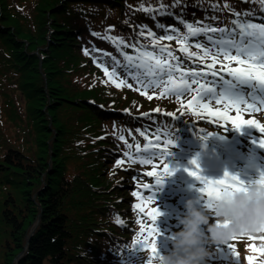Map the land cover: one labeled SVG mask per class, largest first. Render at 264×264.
<instances>
[{
  "label": "trees",
  "instance_id": "trees-1",
  "mask_svg": "<svg viewBox=\"0 0 264 264\" xmlns=\"http://www.w3.org/2000/svg\"><path fill=\"white\" fill-rule=\"evenodd\" d=\"M234 12L264 18L259 0H0V264H153L132 243L150 227L133 207L136 146L165 133L196 138L185 122L207 124L183 103L117 87L104 69L125 70L132 45L152 50L148 30L165 34L158 24L231 30ZM160 44L180 66L193 59L175 38ZM166 243L155 237L168 253Z\"/></svg>",
  "mask_w": 264,
  "mask_h": 264
},
{
  "label": "snow or ice",
  "instance_id": "snow-or-ice-1",
  "mask_svg": "<svg viewBox=\"0 0 264 264\" xmlns=\"http://www.w3.org/2000/svg\"><path fill=\"white\" fill-rule=\"evenodd\" d=\"M259 2L262 10H264V0H259ZM175 3L178 4L179 0H175ZM212 7L215 9L216 5ZM225 7H228V5L226 4ZM141 8L145 12L153 11L151 8L143 6ZM164 8L165 6L161 5L162 14ZM234 15L236 18L231 21L233 26L231 30L227 28H216L209 24L196 26L193 23L186 22L183 18L178 19L179 23L186 29L184 33H180L176 27L166 29L164 25L158 24L157 27L164 29L165 34L157 38L154 32L150 29L148 30V37H152V50H148L142 46L132 45L136 51L135 56L123 53L124 59L127 61L125 71L145 89L149 87H161L163 90L162 94L175 95L177 99L186 92H194L195 94L189 103V107L194 110L207 112L209 116L215 117L218 120L230 121L232 126L237 129L241 126L249 125L264 132V126L258 124L256 120L241 119L239 115L242 105H247L249 109H255L257 101L264 104V23L258 24L246 19L250 13H244L243 18L240 13L234 12ZM172 33H175V36ZM143 34V31H141L140 35ZM200 34H204L207 37L211 47L197 42L194 46L200 51H190L189 49L192 45L188 43L189 37H197ZM93 35L99 34L93 33ZM237 36L239 37L238 39L236 38ZM105 38L117 43L118 47L119 44L123 43L122 39L118 40L110 36H106ZM174 38L180 45V51L186 53L188 58L198 57L201 63L206 59H210L211 63L207 65L208 71L191 70L187 73L184 72L181 69L177 57L173 55V52L167 46L160 44L162 40H172ZM84 51L85 55L89 54L88 49ZM220 57H222V60L219 59ZM217 63L221 64L219 71L215 69ZM233 63H235L236 67L232 66ZM104 71L110 78L115 75V71L109 73L107 68ZM177 73H179L178 76L176 75ZM220 73H225L228 78H225V75ZM209 75L211 79H208ZM165 77H167L166 80ZM123 83L124 81H121L116 86L120 87ZM192 85H196V87L193 88ZM245 87L249 91L245 92ZM249 99H251L252 103H248ZM206 100H215L217 104L223 103L224 111H212L209 104L204 102ZM229 109H235L237 115L235 117L228 115ZM169 115L171 114L169 113ZM140 134L145 136L144 132ZM165 136H167V133H165ZM120 139L123 140L124 137L121 136ZM145 140H147L146 136ZM259 143L264 147V140H260ZM172 144V139H165L164 147L161 148L159 137L155 141L144 143L143 148L137 144L136 154L138 162L142 165H152L155 168L156 165L153 164V160L159 158L163 165V175H170L169 168L163 161L168 153L169 146ZM125 155L128 156L129 153L126 152ZM191 163L194 166L196 165L195 160L191 161ZM116 164L120 165L121 160H116ZM189 175L200 181L202 187L199 191L202 194L203 206L210 212L213 209L215 201L231 196L235 192L246 193L249 190V186L241 182L238 177L229 175L228 173H225L220 179L212 180L200 176L199 168L196 166L195 170H189ZM147 176H154L156 178L155 184L161 182L160 173L158 172L150 171L147 173ZM253 184L264 188V173ZM151 187L149 184L143 185L145 189H150ZM132 195L143 201V197H141L139 192H133ZM147 201H152L151 195L147 197ZM133 207L141 213L145 211L142 203L136 204ZM158 215L159 212L156 208H151L147 211V216L153 225ZM117 223H120V221L118 220ZM136 223L141 224V221L137 219ZM258 233L262 234L260 239L264 240V228L260 229ZM156 235L157 230L154 226L148 227L145 234V228L141 224L140 232L137 233V236L142 238L134 239L132 242L133 244H142L151 253L149 257L150 262L157 257L155 245ZM236 238L234 237L233 239ZM248 238L255 239L256 237L254 235H248ZM228 247L232 251L233 246L228 245ZM253 250L264 251V249ZM232 253L235 255L233 251ZM247 259L251 262L252 257L249 256Z\"/></svg>",
  "mask_w": 264,
  "mask_h": 264
},
{
  "label": "clouds",
  "instance_id": "clouds-1",
  "mask_svg": "<svg viewBox=\"0 0 264 264\" xmlns=\"http://www.w3.org/2000/svg\"><path fill=\"white\" fill-rule=\"evenodd\" d=\"M194 205L193 200L185 202V215L179 221L182 227L173 233L171 251L158 254L153 264H206L207 245L224 244L264 228V188L255 184L246 193L235 192L215 201L211 212Z\"/></svg>",
  "mask_w": 264,
  "mask_h": 264
},
{
  "label": "rangeland",
  "instance_id": "rangeland-1",
  "mask_svg": "<svg viewBox=\"0 0 264 264\" xmlns=\"http://www.w3.org/2000/svg\"><path fill=\"white\" fill-rule=\"evenodd\" d=\"M245 92H247V91H245ZM252 101H251V99H249L248 100V103H251ZM256 103H258V105H255L256 106V110L254 111V113H252L254 116H255V118H261V119H264V107H263V105L260 103V102H256ZM243 106H245V107H247V105H243ZM249 110H252V109H249ZM245 116H248L247 114H245ZM207 246H212V248H213V244H209V245H207ZM241 250H245V249H241ZM212 253H215L216 251L214 250V248H213V250L211 251ZM247 252V251H246ZM148 253V252H147ZM242 256V255H241ZM133 264H136V263H133ZM242 264H245L244 262H242ZM252 264V263H251Z\"/></svg>",
  "mask_w": 264,
  "mask_h": 264
}]
</instances>
